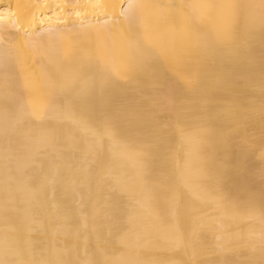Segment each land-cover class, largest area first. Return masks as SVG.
Segmentation results:
<instances>
[{
    "label": "bare ground",
    "instance_id": "bare-ground-1",
    "mask_svg": "<svg viewBox=\"0 0 264 264\" xmlns=\"http://www.w3.org/2000/svg\"><path fill=\"white\" fill-rule=\"evenodd\" d=\"M0 264H264V0H0Z\"/></svg>",
    "mask_w": 264,
    "mask_h": 264
}]
</instances>
